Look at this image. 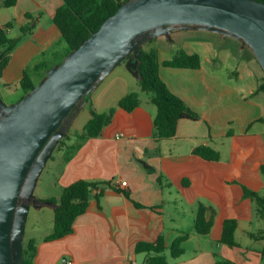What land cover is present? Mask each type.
<instances>
[{"label": "crops", "instance_id": "crops-1", "mask_svg": "<svg viewBox=\"0 0 264 264\" xmlns=\"http://www.w3.org/2000/svg\"><path fill=\"white\" fill-rule=\"evenodd\" d=\"M63 3L18 0L14 6H0V25L13 22L9 33L17 32L10 37L19 36L26 24L34 26L14 49L0 76V96L6 102H16L6 96L12 92L19 95V88L23 93L18 100L25 95L18 84L26 72L33 79L31 72L57 63L52 60L60 50L53 48L63 36L53 18ZM204 40L185 41V50L202 57L199 68L160 67L168 87L199 114L198 119H181L173 137L156 138L157 106L151 94L143 100L141 88L136 90L141 99L138 107L132 111L118 107L123 96L135 91H127V78L120 76L124 88L120 90L118 84L108 95L116 100L109 106L117 107L112 122L101 136L79 143L59 178L64 187L80 179L110 181L111 186L105 187L100 198H91L72 233L37 243L34 264H147L150 253L136 250L140 242H154L163 236L170 247L186 233L185 252L173 258L168 249L169 264H215V253L236 264H264L260 251L264 241L251 236L264 224L252 229L258 218L257 204L245 192L264 191V93H255L262 76L258 62L242 52V44L232 50ZM158 49L163 61L167 57L162 58V49ZM50 50V59H39ZM90 102L105 112L97 108L92 97L83 106H90ZM71 123L72 119L69 127ZM200 145L219 150L221 158L209 160L196 154ZM144 162L156 171L148 170ZM122 181L127 184L123 186ZM201 204L217 210L208 235L196 232ZM227 218L238 220V246L219 241ZM241 237L246 240L242 242Z\"/></svg>", "mask_w": 264, "mask_h": 264}, {"label": "water", "instance_id": "water-1", "mask_svg": "<svg viewBox=\"0 0 264 264\" xmlns=\"http://www.w3.org/2000/svg\"><path fill=\"white\" fill-rule=\"evenodd\" d=\"M179 29L233 37L251 49L264 70V2L129 0L20 100L8 103L0 96V264H23L31 207L56 206L41 201L35 190L85 97L125 61L139 78L143 45Z\"/></svg>", "mask_w": 264, "mask_h": 264}, {"label": "trees", "instance_id": "trees-1", "mask_svg": "<svg viewBox=\"0 0 264 264\" xmlns=\"http://www.w3.org/2000/svg\"><path fill=\"white\" fill-rule=\"evenodd\" d=\"M53 18L54 23L59 27L63 39L67 43L68 50L60 58L61 62L64 57L73 49H77L87 38L96 32L103 22L112 14H114L124 3L129 0H63ZM264 2V0H258ZM18 0H0V6L11 7L16 5ZM31 17V14H27ZM13 27V22L0 25V76L5 67L12 58V52L22 40L23 36L30 33L33 27L30 23L21 27V35L10 37L9 31ZM148 42V41H147ZM240 45L242 44L239 41ZM250 58H257L248 46H244ZM126 63V61L124 62ZM259 64V63H258ZM54 64H45L47 68ZM161 65L171 67H190L199 68L202 65V57L197 52H188L181 49L176 52L173 57H167L163 61L160 59L159 49L157 47L145 48L143 45L140 53L139 72L141 76L138 78L142 91L152 94L151 99L157 106V113L154 117V127L156 138H169L176 135L178 124L181 119L190 118L198 119L199 114L193 111L187 103L176 93H174L161 77ZM264 71V70H263ZM36 82L26 72L20 81L21 87L25 94L36 86ZM256 94L264 93V75L260 79V84L255 92ZM91 95V94H90ZM87 95L86 100H91V96ZM141 104L140 94L138 91H132L123 96L118 107L127 111H132ZM117 107H111L108 111L100 112L96 110L90 103L91 117L85 124L84 130L76 134L81 139L94 138L102 135L106 126H108L116 113ZM264 121V117L261 118ZM70 139V134L66 136ZM63 140H61L62 143ZM71 145L67 146L70 149ZM77 146H72L74 150ZM195 153L209 160H219L221 153L212 146L200 145L195 148ZM145 163V162H144ZM146 164V163H145ZM150 171H156L153 167L146 164ZM264 174V163L261 167ZM185 183V182H184ZM111 186L110 181H96L80 179L69 186L64 187L61 196L58 199H49L56 204L54 209V227L53 230L44 237L45 241L56 240L62 238L74 231L75 221L79 215L84 213L90 203L91 198L95 195L100 198L104 194V189ZM95 190H98L95 193ZM246 195L255 200L257 204V216L264 223V195L246 189ZM129 197V192H125ZM138 206H141L137 203ZM217 210L214 206L201 204L199 206L196 217V232L199 235H208L215 222ZM238 220L235 218H227L223 223V233L220 238L221 243L230 246H238L236 240V229ZM189 233L176 238L169 247L166 239L160 236L154 242H140L136 250L138 252H148L150 256L147 264H169L168 249L171 256L177 258L181 256L185 249L183 242L188 238ZM256 240L264 241V226L258 232L251 233ZM37 239L32 237L27 243L24 242V261L23 264H34L35 256L38 250ZM262 257L264 259V244L261 248ZM215 264H236L232 259L215 253Z\"/></svg>", "mask_w": 264, "mask_h": 264}, {"label": "rangeland", "instance_id": "rangeland-1", "mask_svg": "<svg viewBox=\"0 0 264 264\" xmlns=\"http://www.w3.org/2000/svg\"><path fill=\"white\" fill-rule=\"evenodd\" d=\"M9 34L11 36H14L15 34H17V32L15 31ZM204 39L206 41L214 42L218 47H229L232 50L234 47H236V45L240 46L239 41L233 37L223 38L219 33L202 30V29L175 30L170 36L163 35V36L155 37L149 40L148 42H146L144 45L145 48L160 47L162 49L161 56L162 58H164V57H173V55L176 52L180 51L181 49H185L186 46L185 41L194 42L196 40H204ZM53 49H59L60 53L57 56L56 60L55 58L52 60V63L53 61H58V59L63 57V55L68 50V46L65 40L62 39V42L56 43ZM242 52L248 54L246 48H243ZM52 55L53 52L50 50L47 52L45 56H40L39 59L45 62V59L46 58L50 59ZM258 63L256 65L258 74L260 73V75L263 76L264 75L263 68L260 65V63L259 64ZM49 65H51V63H49ZM48 69L49 68H47V66H43L40 70L31 72L30 74L32 75L34 82L38 84L40 77H42V75L45 76L46 71ZM122 74L127 78V83H128L126 87L127 91L128 90L140 91L138 79L134 77V75L127 69L126 63H123L122 65L118 66L90 95L92 98L95 99V105L97 106V108L99 109L101 108L105 111H108L109 106L114 105L116 103L115 102L116 100H114L112 96H110L111 98H108V95L109 93L112 92L113 88H115L118 84H119L118 88L120 90L124 88V85H122L124 83H120L123 82L121 81L120 78ZM18 85L21 86L20 84ZM109 87L110 89H107ZM106 89L107 91H105ZM22 91L23 90L19 88V95H16L14 92L9 93L8 95L6 94L7 95L6 99L9 101L11 100L18 101L19 97H21V94L23 93ZM149 94L150 93L142 92V98L144 101L150 98ZM99 96H103L101 100H98V98H100ZM104 104L108 106L103 107ZM89 107L90 106H82L80 107V109H78L76 112L73 113V116L71 118L72 123L68 129L70 134V139L64 137L62 139L63 140L62 143L60 141L59 145L57 146V148L53 153V156L48 161L47 166L45 167L39 179L38 185L35 190V195L40 200L50 201L49 199L52 198L58 199L60 197L64 189V186L60 183L59 178L68 159L72 156V151H74V149L71 147L72 146L78 147L79 143L83 140L77 137L76 134L84 130L85 124L91 117V112L89 110L90 109ZM69 144L71 145L69 147L70 149L67 148ZM263 193L264 191H262V194ZM54 216H55V211L52 205H43L41 208H36L32 206L27 221V228L24 239L25 244L32 237L37 239L38 241L37 243L42 242L44 240V237L53 230ZM263 224H264L263 221L259 219V217L258 218L256 217L254 221V225L251 227L253 230H255V229H259L257 227H262ZM240 239L242 242L246 240V238L244 237H241Z\"/></svg>", "mask_w": 264, "mask_h": 264}, {"label": "built area", "instance_id": "built-area-1", "mask_svg": "<svg viewBox=\"0 0 264 264\" xmlns=\"http://www.w3.org/2000/svg\"><path fill=\"white\" fill-rule=\"evenodd\" d=\"M121 184L125 186L127 184V181H122Z\"/></svg>", "mask_w": 264, "mask_h": 264}, {"label": "flooded vegetation", "instance_id": "flooded-vegetation-1", "mask_svg": "<svg viewBox=\"0 0 264 264\" xmlns=\"http://www.w3.org/2000/svg\"><path fill=\"white\" fill-rule=\"evenodd\" d=\"M67 124L66 123H64V125H62L63 126V129H66L67 130V126H66ZM42 201V200H41Z\"/></svg>", "mask_w": 264, "mask_h": 264}]
</instances>
